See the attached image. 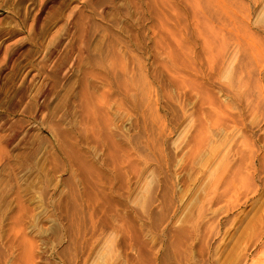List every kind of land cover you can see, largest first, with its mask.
I'll return each instance as SVG.
<instances>
[{"label":"rangeland","instance_id":"1","mask_svg":"<svg viewBox=\"0 0 264 264\" xmlns=\"http://www.w3.org/2000/svg\"><path fill=\"white\" fill-rule=\"evenodd\" d=\"M0 264H264V0H0Z\"/></svg>","mask_w":264,"mask_h":264}]
</instances>
